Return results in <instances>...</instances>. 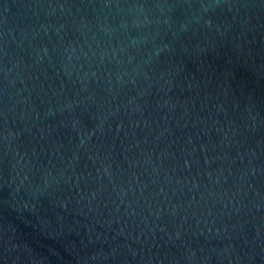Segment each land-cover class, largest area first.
Wrapping results in <instances>:
<instances>
[{
  "label": "water",
  "instance_id": "95a60500",
  "mask_svg": "<svg viewBox=\"0 0 264 264\" xmlns=\"http://www.w3.org/2000/svg\"><path fill=\"white\" fill-rule=\"evenodd\" d=\"M0 264H264V0H0Z\"/></svg>",
  "mask_w": 264,
  "mask_h": 264
}]
</instances>
